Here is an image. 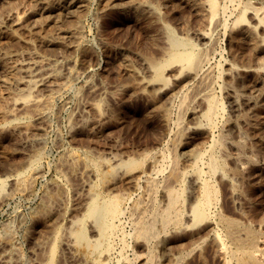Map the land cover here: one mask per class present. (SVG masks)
Segmentation results:
<instances>
[{
	"label": "rangeland",
	"instance_id": "1",
	"mask_svg": "<svg viewBox=\"0 0 264 264\" xmlns=\"http://www.w3.org/2000/svg\"><path fill=\"white\" fill-rule=\"evenodd\" d=\"M33 1H36V0H16V1L12 0L11 2H9V4L0 2V7L2 6L0 8V12L3 13V14L0 13V16L4 17V18L0 17L2 19V20L0 19V28L2 29V32L4 31L5 35L9 33L6 35L8 38L10 37L18 38L19 37L20 39H23V38H28L29 37L28 35L31 36L34 34V33L29 34L31 32L30 29L32 25V23H30L32 21L30 20L27 21L22 28H20L19 30L15 32H10L6 30L7 29L6 24L8 23L7 21L8 15L6 14H8L9 11L23 13L24 10H27L28 8H30L29 4H32ZM44 1L52 3V2H56L57 0H44ZM139 1H141L142 3L141 6L138 7V9H132L128 7L125 2H120L121 4L118 3L116 5H109L108 0H85V2H87L85 3L86 9L84 8L83 10H81V12H79L76 15V17L71 16L70 18H68L67 20L69 21L67 23H65L67 20L66 21L64 20L65 22L63 21L64 27H72V28H74V26L76 27V30L74 31L73 36L81 40V46L78 49H73V47L71 46L69 47L68 45H59V44L57 45L56 43H50L48 45H40L39 43L38 44L33 43L34 45L32 44L33 46H30V47H27V46L25 47L24 45H20L21 43L13 42V41H11L10 43H7L8 49L10 50L17 49L19 51L18 56H16L13 60L15 63H21V62L28 61L31 58L30 54H36L41 58L43 64L47 68L51 66L52 67L54 66L53 68H55L58 65V69L57 68L55 69L57 72H59L57 75L58 78L56 80L58 85L56 83V85L53 87L51 92L43 93L45 95L49 94L48 96L49 106H46L47 105L46 104L44 105L46 107L44 106L41 107V109L46 108L45 118L44 120L41 121L42 123L40 121H39L40 123L34 121L33 117L31 118V116L29 114H26L25 112H22V113L21 111L20 113L17 112L16 115L18 116H15L17 120H24L28 118V124L30 127L37 128V126H39V129H40L39 134L42 133V136L41 134L38 135V141L35 143V145L34 143L28 142L24 138L25 135H23L22 133H18V131L15 129L12 130L13 129L12 126H4L2 130L0 131V179H3L4 177H6L8 175L7 173L8 172L11 173L14 169L22 170V169L27 168L28 165L35 159L36 153L39 152L41 154V156L39 155V165L41 169V176H38L36 178L32 177L34 180L32 181V178H31V180L29 181V187H28L29 189L23 191L22 193H19L21 191H19L18 193L17 191H13L11 192L12 193L11 194L10 190L6 189L7 191L6 194L9 192L7 194L8 198L4 200L5 202L3 201L2 203H0L1 205L0 206V235H2V232H4L5 229H7L6 227H9L8 229L10 230L11 229L14 230V231L12 230L11 232L13 233L12 234L13 236L15 235L13 237L14 243L18 246L17 248H19V251L22 254L23 262L21 264H28V263L35 264L38 260L42 259V257L44 256L43 255L44 250L43 251L41 250L44 249V247L46 246V243L51 238V235L49 234V232H51L49 230L50 228L46 227L48 226L47 224L42 223V222H45L43 217L41 216V218L43 219L42 221V219L33 215V214H37L36 212L39 211L40 207H42L43 204H48V202H46L48 200L47 196L57 194V192H59L58 191L59 186L62 187V188L60 187V191L62 189H64V192L66 191V193L64 194L65 200H63V203L57 204L58 208H60V206L63 204L61 206L62 209L61 208L57 209L56 204L55 205L53 204L52 206L53 209L55 206L56 207L55 209L57 210V212L60 213V215L65 218V219L63 218L65 222L69 219V216H70L69 213L71 209L73 208V205L76 203L77 200H79L80 196L82 197V194H81L82 190L79 187V185L81 184L80 179L69 178L67 175L64 174L66 171L64 169L66 168L62 164V161L68 154V151L76 150V151L84 152L96 161L103 160L104 157L106 158V160H109V159L111 160L114 158V159L121 160L124 162L127 160L139 161L147 153H151V152L159 153L160 151H161L160 154H163L167 157V155H170V153H167V151L171 152V149L170 147L165 145L166 138L169 135H172L174 134V132H176L175 130H177L178 128L177 124H179L181 121L182 108H178V106L181 107L179 104L181 102H178V101L181 98H182L181 100H183L185 97V100H186L185 105L189 106V104L191 103V106H192L194 99L202 96L201 94H203L204 96V94L207 92H208L207 95L211 97H216L221 102H223L222 104H223L224 112H225L223 113V115H219L223 119H220L221 117H218L217 119L216 126L218 129H216V133H215V136H216L215 149L216 150L214 149L215 152L214 151L212 152L213 157L217 160L216 162L218 163L217 170L215 172L218 175L216 174L214 175V179H216L214 181L217 187V195H218L217 201L218 202H216L215 204L216 211L215 209L214 211L216 214H218L217 216H221L224 219L233 221L238 226L240 225L239 227L241 228L245 227V228L254 230V232H258L257 234L259 235L260 241L262 245L264 246V236H262L264 235V220H263L264 219V88H263L264 87L263 86L264 85V76H263L264 75V63L261 64L262 60L264 62V53L257 55L254 52V49L250 45L249 41L245 38L244 33L242 32L243 30L242 26L244 25H242L241 28H238L240 26H236L234 24L236 19L240 15V13L243 10H246L245 18L247 21V25H250V26L252 25V27L255 28V32L260 40L259 42L263 47L264 46V8H263L264 0H262V2L261 0H220V1L216 0L217 2L219 1L218 4L220 7V10L217 13V19L219 18L218 20L219 25L212 26V27L210 26L209 18L206 17L207 14L205 15L200 12L197 13V11L194 8H192L191 5L185 3V1L183 0H165V1L164 0H153V1L152 0H148V1L139 0ZM254 11L256 12L258 11L259 13H256ZM154 14L157 16H155ZM81 15H83V17ZM144 15H146L147 17ZM74 19H76L77 21ZM155 19H157L156 22H155ZM51 25L52 24H49V25L45 24L43 27L44 32L45 33L47 32V34L49 35H51V33L53 34V30H54V27L53 26L51 27ZM247 25L244 26V28H246ZM212 29L214 33L211 31ZM204 30L211 31L210 35L211 36L213 35V36L211 37V42H207L206 44H203V47H202V44L197 42L195 37H193V35L196 34L197 31L200 32ZM240 32L242 34H240ZM171 39H174V40L176 39V41L178 40V42L180 41L181 43L190 41L191 43L196 45L198 49L200 48L199 49L200 51H203L201 53L203 56V60L205 59L204 68L206 70L205 76H204L205 78L202 77V79L204 80L203 81L200 80V82L197 81L198 84L197 82H194V83L192 82V84L191 82H189L187 85H183L184 83H182L181 85L177 84L178 82L175 79L177 78L179 79V77L181 76L178 75L179 70L177 69V66H172L171 68L169 67L166 72V75H167L166 78L167 79L170 78L169 83H168L169 85L166 86L163 90L161 89L162 92L160 91V89H158L157 85H152L151 87L140 88L138 90L133 88L138 82H141V81L146 82V81L151 80L150 78L151 73L150 71H147V69H149L154 64L162 61L165 58L166 56L165 52L169 48L168 47L170 43L169 40ZM21 51L25 53L23 54L21 53ZM246 53L247 55L248 54L249 55L247 56ZM221 58L223 60H221ZM13 61H11V63L9 62L8 64L10 65L13 64ZM148 61L150 65H148ZM65 62H74L75 65L70 66V65H67L68 63L66 64ZM245 63L246 65L249 64L248 65L249 68L245 65ZM259 65H262V66H259ZM69 68H71V70ZM76 74H77V77H76ZM146 74L147 75L149 74V75L147 76ZM241 75H244V76H241ZM227 76H229V78ZM246 76L249 77L248 78L249 82H247L249 85L247 83H244V79ZM262 77L263 79L261 83L260 78ZM132 80H135V81H132ZM209 80H210V83H209ZM118 85H121V87ZM182 85L183 87L180 88ZM88 86H91L93 91L96 90V92L89 91L87 89ZM195 87L196 88L198 87L197 88L198 91L194 89ZM0 88H1L0 91H2L3 87L1 86ZM199 88H201L202 91ZM170 89L172 91H170ZM188 89H192V90L188 91ZM10 90L12 91V93L17 92L14 90V88L13 89L11 88ZM152 90L154 91V94H152L153 93ZM186 91L188 93L189 92H192V93L188 94ZM194 91H196L197 93L201 91L199 92V95L197 94L198 96L196 95L197 96L196 98L194 95L196 93ZM119 92H121L120 96H119ZM51 94H54V95L51 96ZM151 94L154 97L157 96V100H158V97H160L158 101L163 102V104L161 103L160 109L154 110V108L152 107L151 101H150L152 98ZM186 96H188V98L189 97L192 98V100L189 101L190 98L188 99ZM161 97H163L162 100H161ZM89 100L91 101L97 100V102L100 101L99 103L101 105V111H100L101 121L99 123H93V124L91 122L87 123V121H90L91 119V115L90 113L87 112L88 109H86L89 102H91ZM169 101L170 103H168ZM47 107H48V110H47ZM160 113L164 115H161ZM82 115L83 116L85 115V116L83 117ZM162 118L163 119L165 118V120H163ZM167 118L168 120H166ZM177 118H179V120H177ZM33 124L34 126H32ZM40 124L42 125L40 126ZM46 124H49V125H46ZM167 132H169L168 133L169 135L167 134ZM4 133H6V136ZM161 136H165V140L163 139L162 141H159ZM239 137L241 140L239 139ZM72 139H74V141ZM83 139L86 141H84ZM40 140L42 143H40ZM12 148L14 149L11 150ZM243 151L245 152L243 153ZM110 155H112L113 158L110 157ZM134 155L136 158L134 157ZM251 156H252V159H251ZM227 162H229L230 164ZM158 164L167 165V159L166 161L159 160ZM15 166H18V167H15ZM238 166L239 167L243 166V167L238 168ZM204 171L206 173L208 172V169L206 168V166L204 168ZM234 172H236V174ZM156 178H157L156 180H158L159 176H157ZM222 178L224 179L222 180ZM83 180L89 181L90 177L88 175L86 177L84 176ZM229 182L231 186L232 185L234 186L233 189L236 187V190L234 189L233 195H231L229 191V185L227 187V184ZM53 184L55 185L56 188L54 187ZM141 184L142 185H140L139 190L142 187H144V190L146 187L148 189L147 183H145L147 186L144 185V183H141ZM31 188L33 191L31 190ZM71 188H74V189H71ZM185 188H186L185 189V200H187L185 201V205L189 207V204L191 205L193 201L190 199V195H189L190 186L186 184ZM142 189L140 190V192L143 191L142 192L143 194L138 191L134 195L135 198L133 196L132 201L135 202L136 200H140L142 198H143L142 200H144L146 198L145 193H148V192L150 193V188L148 189L149 191L147 190L148 192ZM225 190H227L228 192H225ZM27 191L28 192L31 191L29 192L30 194ZM244 196H246V198ZM45 198L47 199L45 200ZM71 198H74V199H71ZM132 201H130V205ZM186 202H188L189 204H187ZM146 203H147V206L150 205L149 202H146ZM51 204H50V207H51ZM130 205H127V207L129 208ZM150 209L151 208L148 207L147 208L148 212L146 211V213H143V214H139V213L135 214V212L131 214L128 213V216L127 214H125L123 219H121V230L126 235V238H124L123 241H121L120 238L114 241V250H113V253L111 254L112 256H111L110 264H115L117 260L120 261V259H122L120 257V254L123 255V261L124 259H126V261H129V262H134L136 257H139L141 261L139 260L138 264H146L145 262H146V258H147L149 250L150 251L153 250L154 253L157 255V257L162 256V255H159V253L160 254L162 253L160 252L161 242L158 239H154L153 242H151L150 244V248H147L141 243V241L138 242V240L134 237L135 224H137L138 222H142V221L144 222L149 221L150 220L149 216H151V213H152V210ZM59 210L60 211L62 210L63 212L61 213L59 212ZM66 214L68 215V218ZM147 217L149 218L148 220H147ZM36 218L38 219V221L35 220ZM218 218L214 221V225L212 228H209L207 225L208 224L207 221H204L194 227H190L187 231H185L183 233L182 241L180 240L177 241L176 238H172V240L175 242L172 241L170 245V248H171L170 252L171 253H173V251L176 252L177 249H178L177 251H180L179 249L181 248L179 247L183 248V246H185L183 248L185 251L183 249H181V251L183 250L185 254L188 252V256L186 255V261H187L186 264H222V261L219 259V257L215 255L216 246H215L214 241H211L212 240L211 236L213 237L214 234L216 233L219 234L218 236L221 238V240L224 243L223 247L226 246L229 249H233L234 245L231 243L229 238L226 237V234H224L225 233L224 226L219 221ZM65 222H61L63 223L62 225H65L66 224ZM3 224L4 225L6 224L7 226L6 225L4 226ZM59 225L62 226L61 224ZM203 228H206L209 230H206ZM259 233L262 235L260 236ZM200 234H204V235L201 236ZM172 236L173 235L171 234L170 237ZM240 236L242 237L241 238L242 240L245 239L244 235L243 236L240 235ZM191 238L192 239L194 238V239L192 240ZM196 238L198 239L196 240ZM33 244L36 247L38 246L39 247L41 246V247L36 248L34 247ZM155 246L156 248H158V246L160 247L157 250ZM146 248L148 249V251ZM212 248H215V249L212 250ZM58 250L60 251V253ZM192 250H195L198 254L195 251L190 252ZM213 251H214V255H213ZM201 254L203 258L205 259L201 257ZM215 257H217V259ZM36 259L38 260L36 261ZM69 259L70 258H69L67 251L59 247L57 249V256L55 258L54 264H73L71 263V260L69 261ZM118 264H121V263H118Z\"/></svg>",
	"mask_w": 264,
	"mask_h": 264
},
{
	"label": "bare ground",
	"instance_id": "2",
	"mask_svg": "<svg viewBox=\"0 0 264 264\" xmlns=\"http://www.w3.org/2000/svg\"><path fill=\"white\" fill-rule=\"evenodd\" d=\"M11 1L12 0H0L1 3H5V4L6 3L9 4V2H11ZM183 1H185V3L191 5L192 8H194L197 11V13L200 12V13H203L205 15L207 14L206 17L209 18V23H210L211 27L219 25V21H218L219 18L217 19V13L220 10L219 4H218V2L220 0L218 2L216 0H183ZM120 2H125L127 4V6L132 8V9H138V7H140L142 4L141 1H139V0H108L109 5H116ZM180 2H182V1H180ZM261 2H262V0H261ZM85 3H87V2H85V0H57L56 2H52V3L46 2L44 0H36V1H33L32 4H29L30 8H28L27 10H24L23 13H17L14 11L10 12L9 10H7V11H9V13L6 14V15H8V20H7L8 23L6 24L7 25L6 30H8L10 32H15V31L19 30L20 28H22L24 26V24L30 20V21H32V22H30V23H32V25L30 24L31 25V29H30L31 32L29 31L30 32L29 34H32V33H34V34L31 36L28 35L29 36L28 38H23V39H20L19 37L18 38L17 37L8 38L6 35L9 33H7L5 35L4 31L2 32V29L0 28V87L1 86L3 87V90L0 91V102H1L0 103V131L2 130V128L4 126H12L13 127V129L11 128L12 130L15 129L18 131V133H22L23 135H25L24 138L28 142L34 143V145H35V143L38 141V135L41 134V136H42V133L39 134V132H40L39 126H37V128L30 127L28 124V118H26L24 120H17L15 118V116H18V115H16V113L17 112L20 113V111H21V113L25 112L26 114H29L31 116V118L33 117V120L36 122H39V121L41 122L42 120H44L46 108L41 109V107H43L46 104H47L46 106H49L48 105L49 94L45 95L43 93L44 92L49 93L52 91L53 87L57 83L56 80L58 78L57 75L59 73L55 69V68L58 69V65L55 68H53L54 66L47 68L43 64L41 58L36 54H30L31 58L28 61L24 60L25 62L15 63L13 60L16 56H18L19 51L17 49L15 50L14 48H12L14 50L8 49L7 43H10L11 41L18 42V43H21L20 45H24L25 47L26 46L27 47L33 46L35 43L36 44L39 43L40 45H48L50 43H56L57 45L58 44L59 45H68L69 47L70 46L73 47V49H78L81 46V40L79 38L73 36V33L76 30V27L75 26H74V28L64 27L63 21L64 20L66 21L71 16L76 17V15L79 12H81V10H83L85 8ZM14 5H13V7H14ZM174 5H175V3H174ZM125 10H127V9H125ZM1 11H2V9H1ZM128 11H129V9H128ZM254 12H256V11H254ZM256 13H259V12L257 11ZM1 14H3V13H1ZM133 14H135V13H133ZM190 14H192V13H190ZM6 15H4V16H6ZM205 15H203V16H205ZM245 15H246V10H243L240 13V15L238 16V18L236 19L234 24L236 26H240L238 28H241L242 25H244V26L247 25ZM262 15H263V13H262ZM81 16L83 17V15H81ZM144 16H146V15H144ZM155 16H157V15H155ZM201 16H202V14H201ZM0 17H2V16H0ZM2 18H4V17H2ZM157 19H155V22ZM206 19H204V20H206ZM74 20H76V19H74ZM151 20H149V21H151ZM68 21L69 20H67L65 23H67ZM72 22H73V20H72ZM45 24H48V25L52 24L51 27L52 26L54 27L53 34L50 32L51 35H49V34H47V32L46 33L44 32L43 27ZM244 26H242L243 27L242 32L244 33L245 38L249 41L250 45L254 49V52L257 55L263 54L264 53V46L262 47V45L260 44V42H259L260 40H259V38L255 32V28H253L252 25L251 26L247 25L246 28H244ZM51 29H53V28H51ZM32 30H33V32H32ZM211 31L213 32V29ZM211 31H209V30L208 31L204 30V31H200V32L197 31V33L194 34L193 37H195L196 41L201 43L202 47H203V44H206L207 42H211V37L213 36V35L212 36L210 35ZM223 31H224V29H223ZM236 31H238V30H236ZM167 33H168V31H167ZM240 34H242V33L240 32ZM261 34H263V33H261ZM161 35H162V33H161ZM164 35H163V37H164ZM190 35H192V34H190ZM22 37H23V35H22ZM169 41H170V43L168 42L169 48L165 52L166 53L165 58L162 61L154 64L149 69H147V71H150V73H151V75H150L151 80L146 81V82H143V81L138 82L133 88L138 90L140 88L151 87L152 85H157V87H158V89H160V91H161V89L163 90L166 86L169 85L168 83H169L170 78L169 79L166 78V76H167L166 72H167V69L169 67L171 68L172 66H177V69L179 70L178 75L181 76V77H179V79L178 78L175 79L178 82L177 84L181 85L182 83H184L183 85H187L189 82H191V84H192V82L194 83L197 81L200 82V80H202V81L204 80V79H202V77L205 78L204 76H205L206 70L204 68V62H205L204 60L205 59L203 60V56L201 53L203 51H200L199 50L200 48L198 49L197 46L194 45L193 43H191L190 41H186L183 43H181L180 41H179L180 42L179 43L178 40L176 41V39L175 40L171 39ZM197 42H196V44H197ZM211 47H212V45H211ZM9 48H11V47H9ZM213 51H215V50H213ZM21 53H23V52L21 51ZM50 54H52V53H50ZM94 54H95V52H94ZM246 55H247V53H246ZM21 60H22V58H21ZM221 60H223V59L221 58ZM240 60H241V58H240ZM246 60H248V59H246ZM260 60H261V58H260ZM11 61H13V64H11V65L8 64L9 62L11 63ZM206 62H207V60H206ZM246 62H248V61H246ZM49 63H51V62H49ZM65 63L66 64L68 63L67 65H70V66L75 65L74 62H65ZM150 63H152V62H150ZM153 63H155V62H153ZM263 63L264 62L262 60L261 64H263ZM148 65H150L149 61H148ZM239 65H240V63H239ZM245 65H246V63H245ZM248 65L249 64H247L246 66L248 67ZM59 66H60V64H59ZM77 66H79V65H77ZM259 66H262V65H259ZM247 67H245V68H247ZM69 69L71 70V68H69ZM229 74H231V73H229ZM129 75H130V73H129ZM207 75H208V73H207ZM229 76H227V77L229 78ZM241 76H244V75H241ZM76 77H77V74H76ZM176 77H177V75H176ZM248 78H249L248 76L245 77L244 83L249 82ZM260 79H261V83H262L263 77ZM72 80H73V78H72ZM132 81H135V80H132ZM198 82H197V84H198ZM209 83H210V80H209ZM57 85H58V83H57ZM183 85L181 87L180 86L179 87L182 88ZM79 86H81V85H79ZM118 86L121 87V85H118ZM196 86H198V85H196ZM236 86H234V87H236ZM251 86H249V87H251ZM11 88L12 89L14 88V90L17 92L12 93V91L10 90ZM197 88L195 87L194 89L197 90ZM201 88H199V89H201ZM87 89L91 92L93 91L91 86H88ZM189 90H192V89H188V91ZM251 90H253V89H251ZM152 91H151V93H152ZM170 91H172V90L170 89ZM201 91H202V89H201ZM201 91H199V92H201ZM93 92H96V90ZM194 92L196 93V94H194L195 98H196L199 95V92L198 93L196 91H194ZM117 93H118V91H117ZM120 93L121 92H119V96H120ZM189 93H192V92H189ZM207 93H205L206 95L204 94V96H203V94H201L202 96L194 99L192 106H191V103L189 104V106L185 105L186 100H185L184 95H183L184 99L181 100L182 99L181 98L180 99L181 101L180 100L178 101V102H181V103H179L181 107L178 106V108H182L181 121L179 124H177L178 125L177 130L174 129L176 131V132L173 131L174 134L169 135L168 134L169 132H167V134L169 136L166 138V141H165L166 144L165 145L170 147V149H171V152L167 151V153H170V155H167V157L163 154H160L161 153V151H160L159 153H156V152L155 153L154 152L147 153L139 161L127 160L124 162L121 160L114 159L112 156L113 154L110 155V157L113 158L111 160L110 159L106 160V158L104 157L105 159L103 158V160H97L96 161L84 152L69 149L70 151H68L67 155L65 154L66 157L62 161V164L66 168V169H64V170H66L64 174L67 175L69 178L80 179L81 184L79 185V187L82 190L81 191L82 197L80 196L79 200H77L76 203L73 205V208L71 209V211L69 213L70 214L69 219L66 222L64 220L65 218L62 217L60 215V213H58L57 210L55 209L57 207V204H61V203H63V200H65L64 194L66 193V191L64 192V189H62L60 191L61 186L58 187L59 192L56 191L57 194L47 196L48 200L46 202H48V204H43V202H42L43 205L41 204L42 207H40V209L38 208L39 211L37 210L38 211V212H36L37 214H33L40 219H42L41 218V216H42L44 221H45L42 223L47 224L48 226H46V227H49L50 228L49 230L51 231V232H49V234L51 235L50 240L46 243V246L44 247V249H42V250L40 249L41 251L44 250V254L42 253L44 256L43 257L41 256L42 259H40V260L36 259V261L37 260L38 261L37 262L35 261L36 262L35 264H54L55 258L57 256V249L59 247L65 249L67 251L69 258H70L69 261L71 260V263H73V264H110L111 256H112L111 254L113 253V250H114V241L118 238H120V240L123 241V239L126 238V235L121 230V219H123L125 214H127V216H128V213L129 214L134 213V212H135V214L136 213H139V214L146 213L148 207H150L151 208L150 210H152L151 216H149L150 220L145 221V222L144 221L138 222L137 224H135L134 237L138 240V242L141 241V243L147 248H150V244H151V242H153L154 239H158L161 242L160 252L162 253V254L159 253V255H162V256L157 257V255L154 253L153 250L152 251L149 250L147 258H146V262H145L146 264H186V262H187L186 261V255L188 256V252L185 254V252H184L185 250L183 249L185 246H183V248L179 247V248L183 249L184 251L183 250L181 251V249H179L180 251H177L178 250L177 249L176 252H174L173 250H172L173 253L170 252V250H171L170 245L173 241L172 238H176L177 241L178 240L182 241L183 240V233L185 231H187L190 227H194V226H196V225H198L204 221H207L208 227L212 228L214 225V221L218 217H219L218 218L219 221L224 226V231H225L224 234H226V237L229 238L231 243L234 245L233 249H229L226 246L223 247L224 243L221 240V238L218 236L219 234L216 233V234H214L213 237L211 236V238H212L211 241H214L215 246H216L215 247L216 248L215 255L217 257H219V259L222 261V264H264V246L262 245V243L260 241V237L257 234L258 232H254V230H251V229L245 228V227L241 228V227H239L240 225L238 226L235 222L224 219L221 216H217L218 214L215 213V211H216L215 204H216V202H218L217 201L218 195H217V187H216V184L214 181V180H216V179H214V175L216 174L215 172L217 170L218 163L216 162L217 160L213 157L212 152L214 151L215 146H216L215 133H216V129H218L216 126L217 125V119H218V117H221L219 115H223V113H225V112H224V107L222 104L223 102H221L216 97H211V96L207 95ZM54 94H51V96ZM152 94H154V91ZM152 94H151L152 98L150 100L152 107L154 108V110L160 109L161 103L163 104V102L158 101L160 97H158V100H157V96L154 97ZM191 95H189V96H191ZM51 96H50V98H51ZM129 97H130V95H129ZM172 97H173V95H172ZM181 97H182V95H181ZM186 97L188 98V96H186ZM162 98L163 97H161V100H162ZM190 100H192V98H190L189 101ZM240 100H241V98H240ZM89 101H91V100H89ZM99 102H97V100L91 101V102H89L88 106L86 105L87 106L86 109H88L87 112L90 113V115H91V119H90V121H87V123L91 122L93 124V123H99L101 121V112H100L101 111V105ZM168 103H170V101ZM227 103H228V101H227ZM46 106H44V107H46ZM79 107H80V105H79ZM47 110H48V107H47ZM64 111H65V109H64ZM163 113H165V112H163ZM161 115H164V114H161ZM244 115H245V113H244ZM89 118H90V116H89ZM168 118L166 120H168ZM220 119H223V118L221 117ZM163 120H165V118ZM177 120H179V118H177ZM226 123H227V121H226ZM237 123H239V122H237ZM34 124L32 126H34ZM41 125L42 124H40V126ZM46 125H49V124H46ZM230 125H231V123H230ZM97 126H99V125H97ZM74 128H75V126H74ZM72 129H73V127H72ZM71 131H73V130H71ZM41 132H43V131H41ZM110 133H111V131H110ZM228 133H229V131H228ZM4 134L6 136V133H4ZM165 135H166V133H165ZM97 138H99V137H97ZM99 139H101V138H99ZM163 139L165 140V136H161L159 141H162ZM239 139H240V137H239ZM242 139H244V138H242ZM15 140H17V139H15ZM72 140L74 141V139H72ZM84 141H86V140H84ZM222 141H224V140H222ZM82 142H80V143H82ZM40 143H42L41 140H40ZM242 143H244V142H242ZM94 144H96V143H94ZM147 145H148V143H147ZM236 146H237V144H236ZM3 147H5V146H3ZM149 147H151V146H149ZM13 149L14 148H12L11 150H13ZM91 149H93V148H91ZM164 150H166V149H164ZM155 151H156V149H155ZM25 152H27V151H25ZM31 152H32V150H31ZM66 152H67V150H66ZM238 152H240V151H238ZM244 152L245 151H243V153ZM4 153H5V151H4ZM39 155L41 156V154L39 152H37L35 159L28 165L27 168L22 169V170H15V169L13 171L10 170V171H12L11 173L8 172L7 173L8 175L6 174L7 175L6 177H4L3 179H0V203H2L5 199L8 198L7 194L9 192L6 194V192H7L6 189H9L10 193L13 191H17V193L19 191H21L19 193H22L23 191L29 189L28 188L29 187V181L31 180L32 177L36 178L38 176H41V169H40V165H39ZM134 157H135V155H134ZM166 159H167V165H164L165 163L162 165L158 164L159 160L166 161ZM251 159H252V156H251ZM241 162H242V160H241ZM23 163H25V162H23ZM227 163H229V162H227ZM205 166L208 169L207 173L204 171ZM234 166H235V164H234ZM15 167H18V166H15ZM240 167H243V166H240ZM240 167L238 166V168H240ZM54 171H56V170H54ZM245 171H247V170H245ZM234 173L236 174V172H234ZM87 175L90 177V180L87 181L88 180L87 179L84 181L83 177L84 176L86 177ZM216 175H218V174H216ZM157 176H159V179H160V180L158 179L159 181L156 180ZM217 177H215V178H217ZM223 179L224 178H222V180ZM33 180L34 179L32 178V181ZM257 181H258V179H257ZM68 183H70V182H68ZM141 183H144V185H146L145 183L148 184V189L150 188V193L148 192L149 190L146 187L145 190L146 191L148 190L147 191L148 193H145L146 198L144 200H142L143 198L140 199L141 198L140 197V198H138L140 200H136L134 202V201H132L133 196L138 191L140 192V190L142 188H143L142 190H144V187H142L139 190L140 185H142ZM186 184H188L190 186V194L189 193L188 194L190 195V199L194 201V202L192 201L191 205L188 202H186L187 204H189V207L185 205V201H187V200H185V189H186L185 185ZM239 184H240V182H239ZM55 185H56V183H55ZM55 185H54V187H55ZM228 185H229V191H230L231 195H233L234 189L236 190V187L233 189L234 186L233 185L231 186L230 182L227 184V187H228ZM246 187H247V185H246ZM71 189H74V188H71ZM31 190H32V188H31ZM151 191H152V193H151ZM29 192H31V191H29ZM142 192H140V193H142ZM225 192H228V191L225 190ZM76 193H78V192H76ZM42 195H43V193H42ZM244 197L246 198V196H244ZM134 198H135V196H134ZM46 199L47 198H45V200ZM71 199H74V198H71ZM130 201H132L134 203L131 202V205H130ZM46 202H44V203H46ZM146 202H149L150 205L147 206ZM50 204H51V207H50ZM53 204L54 205L56 204V207L54 206V209L52 208ZM127 205H130L129 208L127 207ZM61 206H60V208H61ZM60 208L57 207V209H60ZM214 209H215V211H214ZM59 212L62 213L63 211L59 210ZM137 216H139V215H137ZM67 218H68V215H67ZM43 219H42V221H43ZM148 219L149 218L147 217V220ZM262 219H263V217H262ZM35 220L38 221L37 218ZM61 222H65L66 224L62 225L63 223H61ZM248 223H249V221H248ZM7 224H9V223H7ZM59 224H61L62 226H60ZM6 228L7 229H5L4 232H2V235H0V264H21L23 262V258H22V254L19 251V248H17L18 246L14 243L13 237L15 235L13 236L12 235L13 233L11 232L13 229L10 230V229H8L9 227H6ZM203 229H206V228H203ZM206 230H209V229H206ZM42 231H43V229H42ZM171 234L173 235L172 237H170ZM186 234H187V232H186ZM204 234H200V235L202 236ZM240 235H242V236L244 235L245 239L242 240L241 239L242 237ZM261 235L262 234H260V236ZM262 236H264V235H262ZM205 237H206V235H205ZM197 239L198 238H196V240ZM261 240H263V239H261ZM173 242H175V241H173ZM152 245H153V243H152ZM155 245H156V243H155ZM204 246H206V245H204ZM34 247H36V246L34 245ZM38 247H36V248H38ZM159 247L160 246H158V248ZM128 248H129V246H128ZM155 248H156V246H155ZM158 248H156V249L158 250ZM215 248H212V250ZM202 249H203V247H202ZM196 250H198V249H196ZM33 251H34V249H33ZM147 251H148V249H147ZM193 251H195V250H192L190 252H193ZM203 252H204V250H203ZM34 253H35V251H34ZM59 253H60V251H59ZM37 254H38V252H37ZM213 255H214V251H213ZM120 257L122 258V259H120L121 262L118 260L117 261H118V263H121V264H136V263L138 264L139 260H140L139 257H136V259L134 258L135 259L134 262H129V261H126V259H124V261H123V255L122 254H120ZM124 257H125V255H124ZM201 257L203 258L202 254H201ZM217 257H215V258L217 259ZM203 259H205V258H203ZM117 261H116V263H117Z\"/></svg>",
	"mask_w": 264,
	"mask_h": 264
}]
</instances>
